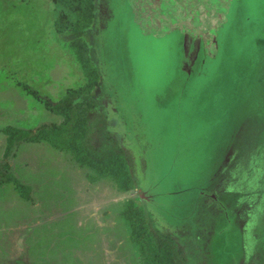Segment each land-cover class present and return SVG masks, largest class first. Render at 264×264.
Returning <instances> with one entry per match:
<instances>
[{
  "label": "rangeland",
  "instance_id": "rangeland-1",
  "mask_svg": "<svg viewBox=\"0 0 264 264\" xmlns=\"http://www.w3.org/2000/svg\"><path fill=\"white\" fill-rule=\"evenodd\" d=\"M234 5L213 61L153 38L127 0H97L82 36L101 74L89 118L108 119L92 142L133 149L136 184L124 192L109 178L90 182L45 141H22L5 159V127L59 122L47 106L85 78L53 0H0V264H141L122 215L129 201L177 239L184 264H260L264 0ZM10 179L32 186V198Z\"/></svg>",
  "mask_w": 264,
  "mask_h": 264
},
{
  "label": "trees",
  "instance_id": "trees-1",
  "mask_svg": "<svg viewBox=\"0 0 264 264\" xmlns=\"http://www.w3.org/2000/svg\"><path fill=\"white\" fill-rule=\"evenodd\" d=\"M56 8L57 32H70L69 41L75 59L85 81L78 88L68 89L65 94L47 107L61 117L59 122L42 124L35 129L19 128L12 125L5 127L7 145L5 159L15 157V149L20 142H47L59 151L70 152L82 168L89 171L86 176L90 182L109 178L113 185L124 192L133 190L136 184L135 167L131 154L132 148L113 146L102 148L92 142L93 129L106 123L108 114H101L98 123L91 124L90 111L98 105L91 97L100 84L101 74L93 61L89 44L82 39L86 30L95 22L97 0H53ZM132 4L127 0V5ZM29 94L32 89L24 87ZM37 97V96H36ZM38 100L45 102L43 98ZM12 156V157H11ZM10 157V158H9ZM8 163V162H6ZM11 178V177H8ZM9 180V179H8ZM21 196L31 199L32 186L19 179H10ZM130 226V237L138 246L141 264H184L185 255L171 234H162L159 228L152 227V217L129 201L122 213ZM260 264H264V249Z\"/></svg>",
  "mask_w": 264,
  "mask_h": 264
},
{
  "label": "water",
  "instance_id": "water-1",
  "mask_svg": "<svg viewBox=\"0 0 264 264\" xmlns=\"http://www.w3.org/2000/svg\"><path fill=\"white\" fill-rule=\"evenodd\" d=\"M166 1L131 0V6L137 16L141 15L140 23L153 38L163 41L165 36L171 37L186 45L188 54L202 50L209 59L217 61L235 0H180L178 7L173 8H167ZM154 44L159 45L158 41Z\"/></svg>",
  "mask_w": 264,
  "mask_h": 264
},
{
  "label": "flooded vegetation",
  "instance_id": "flooded-vegetation-1",
  "mask_svg": "<svg viewBox=\"0 0 264 264\" xmlns=\"http://www.w3.org/2000/svg\"><path fill=\"white\" fill-rule=\"evenodd\" d=\"M216 197V196H215Z\"/></svg>",
  "mask_w": 264,
  "mask_h": 264
}]
</instances>
